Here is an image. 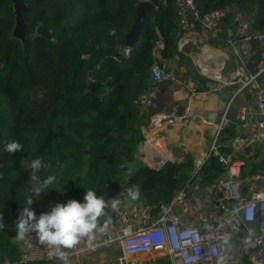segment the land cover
<instances>
[{"label":"trees","instance_id":"trees-1","mask_svg":"<svg viewBox=\"0 0 264 264\" xmlns=\"http://www.w3.org/2000/svg\"><path fill=\"white\" fill-rule=\"evenodd\" d=\"M150 1L155 9L147 15L130 57L117 63L112 59L116 48L109 44L129 33L140 0H26L23 41L14 37L13 1L0 0V213L6 225L0 230V264L19 258L13 234L26 193L35 184L29 167L34 158L50 165L38 173L40 179L57 177L31 206L37 217L41 201L83 202L88 189L107 200L105 183L118 178L123 180L121 198L127 197L129 188L139 187V199L166 201L193 169L192 153L161 167L134 159L144 140L141 127L146 116L135 100L152 83V64L180 56L192 67L178 51L181 30L175 0ZM197 4L205 12L226 5L245 8L254 13L256 28L264 31V0H197ZM156 49L162 61L155 57ZM93 130L96 141L87 139ZM234 134L230 126L218 142ZM13 140L23 150L5 152L6 143ZM259 162L252 172L264 170V162ZM128 169L131 175L126 174ZM225 171L209 157L200 170L201 185L208 186ZM115 216L109 209L108 217Z\"/></svg>","mask_w":264,"mask_h":264},{"label":"built area","instance_id":"built-area-1","mask_svg":"<svg viewBox=\"0 0 264 264\" xmlns=\"http://www.w3.org/2000/svg\"><path fill=\"white\" fill-rule=\"evenodd\" d=\"M144 1L150 0H140ZM175 9L181 30L178 51L190 61L192 72L180 74L166 62L155 61L150 69L152 83L135 103L151 107L165 82L177 89L189 88L186 114H156L149 127L163 131L181 125L189 130L198 122L214 135L209 152L195 161L169 200L139 199L132 207L121 204L114 218L100 223L105 231L96 234L91 246L84 240L67 250L70 264H88L110 249L121 251L120 264H264V170L251 171L264 158V152H258L264 149V31L256 28L253 12L237 6L205 12L197 0H175ZM131 52L132 47L116 48L112 59L120 63ZM227 89L232 98L215 122L193 108L195 95ZM230 126L235 135L229 143L231 153L225 154L218 137ZM146 142L145 137L135 160L153 167L175 161L171 152L147 150ZM209 157L226 171L202 186L200 170ZM53 206L41 201L40 214ZM224 240L230 245L221 252ZM18 249L19 258L5 259L4 264H61L49 258L54 250L41 245L34 233L18 242Z\"/></svg>","mask_w":264,"mask_h":264},{"label":"clouds","instance_id":"clouds-1","mask_svg":"<svg viewBox=\"0 0 264 264\" xmlns=\"http://www.w3.org/2000/svg\"><path fill=\"white\" fill-rule=\"evenodd\" d=\"M23 150V146L18 141L6 143L4 151L15 154ZM31 178L35 182L34 186L26 193L25 206L19 210V215L15 222L16 241H25L26 237L35 234L41 245L49 247L54 251L49 253V258H55L61 264H70L68 251L75 248L82 241L87 240L91 246L97 233H103L104 227L100 225L102 217H108V210L118 211L121 204L127 201L112 198L106 200L104 196L97 195L91 189L86 191L83 202L70 199L66 203H56L50 212H42L38 217L31 207L36 198L44 194L57 181L55 175H48L40 179L38 173L42 169L50 168L41 158H34L29 164ZM124 168V165H120ZM127 175L132 174L128 169ZM139 187H132L127 190L128 200L136 201L140 198ZM6 227L4 218L0 213V230Z\"/></svg>","mask_w":264,"mask_h":264},{"label":"crops","instance_id":"crops-1","mask_svg":"<svg viewBox=\"0 0 264 264\" xmlns=\"http://www.w3.org/2000/svg\"><path fill=\"white\" fill-rule=\"evenodd\" d=\"M162 44V41L158 42L159 49L162 47ZM155 57L160 61L163 60L161 58L159 50L157 49L155 50ZM162 62L165 63L166 60H163ZM171 63V65H173L171 69L176 70L177 73L184 74L187 70L186 65L181 62L180 56H176L171 61ZM181 63L184 66L181 67ZM189 90V88L177 89L172 86L165 93H160L158 98L152 104V106L145 109L146 116L143 117L144 123L141 128L143 131L144 139L146 137L147 140V150L149 148L151 152H171L176 159L180 158L184 153L175 154V152H196L194 154L192 153L194 156L195 163L197 159L204 158V152H209V148L211 146L210 144L214 138L212 130L202 127L199 123L193 124L192 127L195 126V128L189 130H186L185 128L181 127V125L165 129L163 131H154L149 127L150 120L156 114L170 113L179 116L186 114L187 103L188 99L190 98ZM219 96L220 93H211L208 95H195L192 100L193 108L196 111L202 113L205 111H215L216 113H220L223 108V101L220 99ZM184 103H186L185 107H183ZM181 110H183V113L181 112ZM234 110L235 108L233 109V111ZM218 116L219 115H217L216 120L218 119ZM223 135H225V133H223ZM234 135L230 136L229 138L223 141H220L219 143L222 145L221 147H230L229 143L230 140L234 137ZM207 138L209 141L207 140ZM258 152H264V149L259 148ZM260 162H264V158ZM116 198L120 199L121 201H127L128 203L125 202L122 203V205L129 207H132L137 201H131L127 198L123 199L120 197V195Z\"/></svg>","mask_w":264,"mask_h":264},{"label":"water","instance_id":"water-1","mask_svg":"<svg viewBox=\"0 0 264 264\" xmlns=\"http://www.w3.org/2000/svg\"><path fill=\"white\" fill-rule=\"evenodd\" d=\"M12 1L14 5L15 16H16L14 37L19 38L23 41V39L26 36V30L28 26L24 18V12L27 8L26 0H12ZM154 9L155 7L152 4V2L150 1L140 2L136 8L134 24L131 30L129 31V33L122 39L111 42L109 46H112V47L114 46L118 50H120L122 47L134 46V44L139 40L141 36L143 25L147 18V15H151ZM16 32H18L20 37L15 35ZM88 84H89V88L93 92H95L94 81H89ZM171 87L172 85L170 82L163 83L160 87V93H165ZM219 97L223 101L222 109H224L232 98L231 91L229 89L224 90L220 93ZM185 106H186V103L183 104V107ZM181 112L183 113V110H181ZM218 113H216L215 111H205L203 112V117L208 121L215 122ZM97 137H98V134L96 130H93L87 134V139L90 141H96ZM220 150L225 154H229L232 151L231 147H221ZM159 160H160L159 158H155L156 162H158ZM164 164L165 162L162 163V165ZM122 181H123L122 178H118L116 180L108 181L105 183L104 187H105V193H106L107 200L116 198L122 193V189H123ZM244 190L246 191V189ZM16 235L17 233L15 232L13 236L15 237ZM229 245H230V242L228 240H224L220 245L221 252H225L227 247H229Z\"/></svg>","mask_w":264,"mask_h":264},{"label":"rangeland","instance_id":"rangeland-1","mask_svg":"<svg viewBox=\"0 0 264 264\" xmlns=\"http://www.w3.org/2000/svg\"><path fill=\"white\" fill-rule=\"evenodd\" d=\"M15 35L20 37L18 32H16ZM171 64H172L171 61L167 62V66H169L170 68H172V66H173ZM184 65H186L187 70L192 72V68L189 67L190 66L189 64L185 63ZM184 65H182V63L180 64L181 67L184 66ZM232 112H233V109H232ZM207 140H208V138H207ZM182 153H184V154L185 153H190V154L193 153L194 154L196 152H175V154H182ZM204 153L206 154L207 152H204ZM175 160H177V159H175ZM126 198H123V199H126ZM56 203H64V201L56 200L55 202H53L54 205ZM103 254L104 255L100 254V255L93 256L92 258H90L88 260V264H120V262L117 261V259L121 256V251L120 250L110 249V250H106Z\"/></svg>","mask_w":264,"mask_h":264},{"label":"bare ground","instance_id":"bare-ground-1","mask_svg":"<svg viewBox=\"0 0 264 264\" xmlns=\"http://www.w3.org/2000/svg\"><path fill=\"white\" fill-rule=\"evenodd\" d=\"M197 124H198V122H197ZM202 127H204V126H202Z\"/></svg>","mask_w":264,"mask_h":264}]
</instances>
